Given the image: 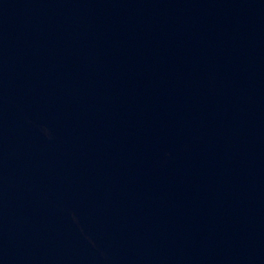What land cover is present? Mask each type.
<instances>
[{"label": "water", "instance_id": "1", "mask_svg": "<svg viewBox=\"0 0 264 264\" xmlns=\"http://www.w3.org/2000/svg\"><path fill=\"white\" fill-rule=\"evenodd\" d=\"M0 264H264V0H0Z\"/></svg>", "mask_w": 264, "mask_h": 264}]
</instances>
